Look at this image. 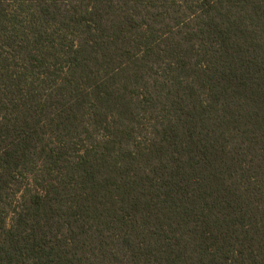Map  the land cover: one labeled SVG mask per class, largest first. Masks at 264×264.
<instances>
[{
	"label": "trees",
	"instance_id": "16d2710c",
	"mask_svg": "<svg viewBox=\"0 0 264 264\" xmlns=\"http://www.w3.org/2000/svg\"><path fill=\"white\" fill-rule=\"evenodd\" d=\"M0 264H264V0H0Z\"/></svg>",
	"mask_w": 264,
	"mask_h": 264
}]
</instances>
